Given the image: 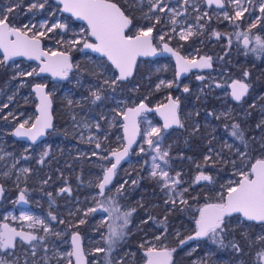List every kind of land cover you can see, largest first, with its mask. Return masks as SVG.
I'll list each match as a JSON object with an SVG mask.
<instances>
[{"label":"snow or ice","instance_id":"snow-or-ice-1","mask_svg":"<svg viewBox=\"0 0 264 264\" xmlns=\"http://www.w3.org/2000/svg\"><path fill=\"white\" fill-rule=\"evenodd\" d=\"M60 4L63 5L61 9L63 12H70L73 16L77 17L80 20H83L87 23V36L93 37L95 42L89 43L87 40H84V48L91 49L94 52H98L103 56H106L108 61L111 62V65L119 72V75L116 76L111 83L115 85L117 81H123L133 75V68L136 65L137 57L139 56H151L156 53V48L152 44V33L153 26H148L147 28H140L137 31L135 36H129L126 34V30H131L130 26L132 25V19L129 15L125 14V11L121 9L116 3L111 2V0H58ZM145 0H134L136 4H143ZM148 5V11L143 12V15L147 19H152V14L156 12H165L168 5L164 3V0H146ZM188 0H184V3L187 4ZM229 2L234 6L235 14L230 16L227 12L224 13V18L230 21H235L242 18L245 12H248L249 9L243 7L241 0H229ZM47 0H36L35 3H32L29 6V10L40 8L43 9ZM209 5L215 4L217 7L223 8L225 5L222 3V0H207ZM249 3H253V0H249ZM19 4L14 6H7L6 8L0 9V50L3 51V62L8 61L12 57L16 56H26L30 59L41 60V57L45 59L42 61V64L39 68V73L50 72L53 77H60L61 79L66 78L69 74V71L72 69L73 65L70 62L69 56L65 52H44L40 48V40L34 34L29 36L28 33L32 31V28L25 26L26 30L14 27L9 23L10 16L14 12L15 8H18ZM141 11L143 9L141 8ZM168 11L172 13V16L181 15V13L174 11L171 8H168ZM259 11L262 14L261 17H257V20L264 19V0L259 2ZM160 17L155 18V22H160ZM200 19V17H197ZM46 21L40 25V28H44ZM171 23L176 24L175 19L171 20ZM35 27V25L33 26ZM64 25L60 23L53 24L51 27L47 28V32L53 31V29L59 28L64 29ZM256 27V23H252L249 26V32L252 28ZM84 30L82 29V32ZM175 31V29H173ZM186 34L180 36L181 39H186L187 36L192 35L191 26L188 29L182 30ZM217 37L218 33H213ZM40 36L45 35V32H40ZM237 35L244 36V47L249 48V38L245 33H237ZM15 37V39H11ZM161 42L164 41V36L160 37ZM69 45L75 47L77 44L81 43L80 40H70L67 41ZM252 52H261L264 53V40L260 36L255 37V46L250 49ZM163 51L171 53L177 59L178 72H185L189 67L195 68H206L211 67V57H200L199 61L197 60H185L179 54L173 51L169 47L168 43H163ZM2 63V62H0ZM35 73V70L26 75H38ZM245 77L248 76V73H244ZM202 79V77H197ZM104 83H108L107 80ZM164 81H161L156 85V88L159 89L164 85ZM168 87H171V82H168ZM233 91L232 96L236 101H240L241 98L245 95L248 90V85L240 81H233L231 85ZM34 91L40 99V103L37 105V111L39 115L36 117L35 121L31 123L30 127H26L29 121L25 120L23 123H20L16 128L14 135L17 137H27L29 140L35 142L37 137L44 135V131L47 128L52 127V117L49 113V108L51 107V101L49 97L44 92V87L40 84L34 86ZM185 92L188 91L187 88L184 89ZM90 95L94 98L93 102L101 100V96L96 92H90ZM169 104L163 106L164 111H161L159 108L157 111L160 113L164 120L163 128L168 129L171 125H181V122L177 115V102L169 98ZM72 101H69L71 104ZM7 107V105H4ZM146 106L141 102L137 107L128 108L126 112L117 113L122 115L125 121L123 127L125 132V139L127 140V145L123 148V151H117L113 149L111 151V156L115 158V162H111V166L104 169L103 179L99 181L96 187L99 189L98 195L101 197H106L105 202L97 201V207L88 208L84 212V216H87L89 213H96L98 211H103L108 213V217L111 218V221L108 224V233L105 236H102V239L107 245L105 248H96V252H111L114 249V246L119 240L125 236V229L130 223V217L135 209L129 211L121 212L119 206L116 204V197L123 195L122 189L124 184H121L117 189L116 193L113 196H106L109 189L107 186L111 182L115 171L120 164L121 160L124 159L129 153L133 142L135 141L136 134L139 132V129L136 125V117L140 115L142 111H145ZM212 115V113H209ZM87 126V125H86ZM259 127V125H258ZM99 128V125H97ZM231 135L243 141L244 134L240 131L239 125L232 124ZM160 136L161 128L151 127L150 130L145 131V143L148 144L149 148L152 149L156 155L152 157V168L150 175L153 178L159 177L163 184L161 189L167 190L166 195L168 199L165 200V204H168L171 201L173 207L177 203L178 197L182 196V193L176 191L178 185L181 184L179 179V173L176 174V178L169 176L168 171H165L160 164L156 163V160L159 159L164 162L166 165L168 163L166 157L169 153L166 150L161 149L160 145ZM153 137H156L154 140ZM97 148H100L99 143L96 144ZM247 148V144H245ZM141 152L145 150L141 147ZM211 151V149H210ZM240 157L246 158L247 152L238 153ZM47 151L44 152L43 156H47ZM97 155V153H93ZM43 156L41 157V162H43ZM3 157H0L2 159ZM107 159V157H103ZM209 160L208 156H205V161ZM250 164V167H248ZM235 168V164H234ZM23 172L27 173L29 169H22ZM8 175V173H5ZM234 175H238L239 179L235 181H230L227 185H221L222 191L217 194V201L215 203H206L199 208V216L195 220V233L194 236L187 237L186 240H181L180 244L183 245L187 240L194 238L207 237L213 243H218L220 246H224L223 235L226 233L227 229V220L230 218L233 213L240 214L247 221H256L264 222V158H257L254 162L250 159L244 165L243 168L238 169L234 172ZM211 177L205 175L202 172L195 177V182L200 181H209L211 182ZM127 183V182H125ZM136 181H133L135 184ZM61 191H69L68 189H61ZM188 189H183V192H187ZM3 192V188L0 187V193ZM51 195V194H49ZM176 197V198H174ZM19 201H25L24 190H21L19 195ZM181 204H186L187 201L180 199ZM107 205V206H106ZM117 214V215H114ZM20 219L25 221H31L29 227L34 225L43 226V231L48 232L49 229L45 225V222L39 218L32 217L27 214H22ZM52 220H56V216H51ZM115 220H120L122 223L119 225L115 224ZM64 223L63 220L59 221ZM85 219L81 218L79 224H84ZM2 228L4 231H0V252H4L5 256H0V264H12V261L7 259V256L11 253H8L7 250L15 247V238L19 237L24 242H31L37 239H43V237H37L30 233L18 232L15 229H11L7 224L3 225ZM179 235V233H177ZM160 237H157L159 239ZM219 238V239H218ZM245 239L248 240L249 246L253 243L251 238L245 236ZM256 243L264 242V235H259L256 238ZM72 251L67 253L68 257H75L76 264H86L85 253L83 252L80 245V236L78 233H73L72 235ZM230 246L237 253H240L241 247L235 242L232 241ZM175 249H160L157 250L155 247L147 248L145 255L148 257L147 264H169L172 259V252ZM32 255L35 256L36 253L33 251ZM257 257L260 261L264 262V249L257 253ZM35 264V261H33ZM47 264V262H46ZM68 264H72V260H68ZM105 264H113L112 260L108 257L105 258ZM119 264V262H117Z\"/></svg>","mask_w":264,"mask_h":264},{"label":"flooded vegetation","instance_id":"flooded-vegetation-1","mask_svg":"<svg viewBox=\"0 0 264 264\" xmlns=\"http://www.w3.org/2000/svg\"><path fill=\"white\" fill-rule=\"evenodd\" d=\"M111 2H114L119 7H121V9L125 11V14L129 15V17L132 19V25L130 26L131 30H126L127 35L135 36L140 28H147L149 26V22L145 20V17L143 15L144 10H138L136 7L139 6V4L134 3V0H111ZM13 16L14 15L12 13L9 22L12 21ZM21 17L23 18V16L20 15V12L17 11L16 20H19ZM64 19L66 21V24H63L65 26L63 30L56 28L54 29V35L49 33L48 35L37 38L42 42L43 50L45 52H65L68 54L70 62L73 65L72 69L69 71L68 76L58 81H54L47 76H38L36 74L25 77L20 76L18 78H15L14 82L7 79L6 81H10V85L0 87V106L5 100L4 95H10L8 108L1 109L0 107V142L3 140L6 146L7 155L5 156V163L7 164L8 170L6 179H3V177H1L0 171V187L3 188V192L0 196V231H2V226L7 224L10 228L24 230L27 233L38 237V232L18 228L10 218H6V215L14 208L29 209L31 207H34L35 205H41L43 208L44 205H46V201H51L58 206V210L51 212V216H56L57 219L58 214L61 212V207L64 206L67 209V206L71 205V203H74V205L81 207L80 210H76L78 215L75 216L73 220L76 221L75 218L78 216L80 219H85V216L82 217L79 213L83 210V208L91 207L93 200L92 180L94 179L91 161H88V159L91 157V154L88 153V130L95 131L100 137H102L103 142L101 143V147L97 148L95 146L94 148L96 152L102 150L101 154L104 157H107V159H105L107 167H110L111 163L109 162V155H111V151L113 149L120 151L124 147L123 116L118 115L117 113H123L127 108L135 107L136 105L141 103V101H137V99H139V97L137 96L132 98L134 103L130 104L129 96L125 95L123 84L127 83L129 80L126 82L117 81L115 85L111 83V81L116 76H118V74L109 65L108 61L105 58L92 55L90 53H82V50L84 48V40H87V42L89 43L95 42L90 36H87V28L82 24L74 22L70 18L65 17ZM10 24L20 29L23 25H17L16 23ZM153 25L154 28L152 33V44L156 48V51H160L163 47V43L166 42L168 43L170 48L183 56V49H178L177 47L178 42L169 41L168 38L165 37L164 41L161 42L160 37L162 35L160 34V32L164 30V26L159 25L158 23H154ZM79 27H81V29H83L84 31L80 33L77 32V30H79ZM70 40H80L81 43L77 44L75 47H72L67 43V41ZM191 51H194V48ZM185 54L186 53H184V55ZM0 58V62H2L0 63V69L6 67L9 70L11 66L16 65L22 71L30 73L33 69H35V73H38L40 68L39 65L29 61L16 60L13 62L5 63L3 62V57L1 54ZM162 61L171 60L166 57H161L159 59L148 62ZM143 62L144 61H138L134 69V74L130 80L138 79L141 76L139 73V64ZM200 71L201 70L189 72L185 76V78L190 74H193L194 72ZM105 80H107L108 83H104ZM18 81H23V85L16 86ZM36 84H40L44 87L45 94L48 95L49 100L51 101L52 127H50V129L45 133L44 137L35 144L16 141L12 137V132L15 127L18 126V124H16V126L13 127V129L9 130L6 134H2V125L5 123V121H12L13 124H15V122L18 120L26 119L27 121H29L26 127H30L31 123L35 121L37 117L36 107L38 105V102L33 91V87ZM131 85H134V83H132ZM93 86L96 89H99V87H104L105 89L107 88V91H105V96L95 103L93 102L94 98H92V96L90 95ZM135 87V89L139 88L138 83L135 85ZM107 93L111 95V100L105 99ZM227 95L229 96V93ZM69 101H72V103L69 104ZM175 101L178 103V115L181 122V102H178L177 100ZM101 106H103V108H100ZM10 110H13L11 114L6 115V112ZM150 115L154 116L152 114ZM14 116L17 117L15 118V120L13 118ZM101 116H103V119H100ZM97 119L100 129L94 130L93 125L94 122H97ZM82 120H85L84 122L87 126L86 128H81L82 130L78 133L77 126L79 124L81 125ZM172 131L177 130L163 132L171 134ZM2 135L3 139L1 140ZM45 151H47L48 153L47 156H43ZM133 151L135 152V149ZM133 151L130 153V160ZM42 156L43 162H41ZM88 164L90 166H88ZM178 164L179 163L177 161V165ZM10 165H13L12 168ZM20 167L29 169L27 173H22L23 181L21 183V187H19L18 183L14 180V177L18 176L16 170ZM124 167L125 164H121L116 169L114 182L112 183L110 190L107 191L106 196H113L114 189L119 187V184H122L120 179L125 173ZM100 168L102 169V173L99 174L101 180L104 173V168ZM60 172L63 173L64 178L58 177V175H60ZM40 182H43V184H41ZM200 183L210 184L209 181ZM123 184V195L117 196L116 200L117 198L124 199L123 197L126 196V201H129L134 195V191L131 192L126 190L131 186V183H125L124 181ZM61 189H68L69 191H61ZM21 190H24L25 193V201L22 202L27 205L26 208H22L18 202ZM99 198H101L102 200H106V197ZM117 205L119 206L120 211L121 209L128 211L133 208L135 209V205ZM41 211L42 210L40 209L39 212ZM134 213L135 211L132 213V215ZM106 214V216L108 217V213ZM161 218H164V220H166L169 218V215H162ZM232 218L233 217H231V219ZM236 218L237 216H234V219ZM238 220L240 221V223H245L240 218ZM53 225L54 226L51 231V235L54 236L53 239H55V241L60 242L58 240L59 237L56 233L57 229L60 228V225L58 226V228L55 227V223H53ZM162 232L160 233V235H162ZM177 233H179V235H177ZM180 237L183 238L182 240H186L185 238L187 237V227L185 224H182L180 227H168L165 230L166 241H164L162 244H157L155 241H152L154 243L152 247H155L157 250L165 248L168 250L175 249L172 254L177 253L179 250L185 248L187 244V241L183 245H181L180 242H177L178 248L174 247L173 241L179 239ZM62 238L63 237H60L61 240ZM36 241H38V239L32 241L29 245H26L21 241H17L15 243L14 249L8 251V253L11 254L7 256V259L13 261V255L16 254L20 250V248H26ZM82 241H84L83 238ZM141 242L139 244H141ZM139 247L142 248L143 246ZM142 249V257L140 258L141 260H139L140 264H144L146 261L145 252L147 250V247ZM0 256H5V253L0 252ZM172 260L173 257L170 261V264H173ZM12 264L19 263L12 262Z\"/></svg>","mask_w":264,"mask_h":264},{"label":"rangeland","instance_id":"rangeland-1","mask_svg":"<svg viewBox=\"0 0 264 264\" xmlns=\"http://www.w3.org/2000/svg\"><path fill=\"white\" fill-rule=\"evenodd\" d=\"M24 1V0H22ZM36 0H29V4L25 7H23L22 12L20 13L21 16H28L26 19V22L21 26L22 30H26L25 26L28 28H32V31L29 32V35H36L37 37H42L39 35L40 32H45V35H48L51 33L54 35V29L51 32H47V28L51 27L53 24L60 23V24H66L65 21V16H63L60 13V9L58 6H55L51 0H47V3L45 4V7L43 9L36 8L40 11L45 12V16L43 17H37L36 12H31L29 13V6L32 3H35ZM43 2V0H41ZM259 2L260 0H253V3H249V0H241V3L243 7H246L249 9L248 12H245L244 16L238 20L235 21H230L224 18V13L227 12L230 16H233L235 14L234 12V6L229 2V0H225V9L223 10H212V9H206L205 3L202 0H188L187 4L184 3V0H164V3L168 5V8L173 9L176 12L181 13L180 19L176 20L177 23L173 24L171 23V20L173 18L172 13L168 11V8H166L165 12H156L152 14V19H147L149 22V26H153L155 22V18L159 16L160 22L158 23L159 25L164 26V30L160 32L161 35H163L165 38H168L169 41L172 42H178V49H183V44L185 42H189L191 39L196 40L197 39V45L198 47H194V51H191L190 49L187 52L183 51V56L187 60H197L199 61L200 57H205L206 53L203 52V45H204V39L207 38V40H213V41H218L220 35L217 37L213 33H208L205 34L204 30H206L207 24L209 22L213 23H226V28H224L225 31L228 32V34L223 35V38L226 40V45L227 48L230 47V45H233L235 43H239V45L242 47L243 50H250L253 46H255V37L260 36L257 29L258 21L257 17H259ZM15 3L13 0H5V3L2 4L1 9L6 8L7 6H14ZM138 10H141V8L144 10V12L148 11V5L145 0V2L141 5L136 7ZM176 17V16H175ZM197 17H200V19H197ZM211 20V21H210ZM47 22L44 28H40V25L44 22ZM252 23H256V27L252 28L251 31L249 32V26ZM35 25V27H33ZM191 26V31L192 35L187 36L186 39H181L180 36L182 34H186V32L182 30H186ZM231 28V29H229ZM175 29V31H173ZM256 30V31H255ZM77 32H82L81 27H79V30ZM210 32V31H209ZM237 33H245L248 35L249 38V48H245L243 41H244V36L243 35H237ZM43 35V36H45ZM51 35V36H52ZM214 42V43H215ZM252 52V51H251ZM184 53H186L184 55ZM1 61V58H0ZM144 63L141 64V66ZM145 65V64H144ZM145 66L149 68L151 71V74L145 75V76H140L138 78V85H143L144 87L147 88V94L142 97V100L144 101L147 97L150 96H156L154 105H160L163 104L168 97L172 96L174 100H177L178 102H181L182 100V95L185 93L184 89L188 88L192 85L193 82H196L197 84H201L203 82H210L212 86H216V89H220V87L215 83L208 81L209 78H207L208 75H210L211 70L209 68H204L200 72H194L193 75L187 76L185 79L179 80L178 85L176 86L178 88V93L177 95H172V93H169V89H173L175 86V76L174 72L172 73L171 70H174V66L172 61H162V62H153V63H147ZM3 69V68H2ZM0 69V71L2 70ZM35 69H33L31 72H33ZM9 71L13 72V76L10 78L11 80H14L15 78H18L20 76H29L26 75V71H22L18 66L14 65L11 66ZM36 71V70H35ZM197 77H202V79H198ZM211 80H214L213 78L210 77ZM161 81H164V85L160 87L159 89L156 88V85L159 84ZM168 82H171L172 86L168 87L167 84ZM23 81H18L16 86H21L23 85ZM6 86L10 85V81H5ZM202 88L203 86L198 85L196 86L195 91L197 92L195 99L202 93ZM214 89V88H212ZM92 91H96L101 98L105 96V91H107V88L105 89L104 87L99 89L95 88L93 86ZM91 91V92H92ZM228 92L227 90L223 92V96L227 95ZM10 96V95H9ZM9 96L8 94H5V100L1 104V109H6L9 106ZM93 98V97H92ZM111 95L107 93L105 99L111 100ZM126 103V101H125ZM134 101L133 99H130V104H133ZM187 103V100L184 99V104L181 105L180 108V115H182L183 119L189 124L190 128H192V132L196 133V137L200 139L201 146H207L206 150L201 151L202 154H198L195 157H185L182 153L180 152H174L173 149L177 146V138L178 134H168L165 133L161 130V136H160V145L162 150L168 151L169 155L166 157L168 163L165 165L163 161L157 159L156 163L160 164L162 168H164L165 171H168L169 176L172 178H176V174L179 173V179L181 181V184L177 186L176 191H179L182 193L181 197H174L177 199V203L175 207H173L171 201H169L168 204H165V200L168 199L166 193V189L162 191L161 185L163 184V181L159 178H153L150 175L151 168H152V157L156 155V153L149 148L148 144L145 143V137L144 133L147 130H150L151 127H159L161 128L160 123L154 118V116L151 115H144L140 119V126H141V134H140V141L135 148V152L131 154V160L125 164L124 171L125 170H131L134 168H145L147 171V177L152 180V182L155 184V187L157 189V192L153 194V198H157V201H155L152 205L151 208H159L164 216L170 215L172 212L171 210L173 209H179L182 210L183 206L185 207L186 204H181L179 202L180 199L186 200V194H193L197 193L200 191H205L210 192L211 194V199H216L217 194L222 191L221 185H227L230 181H235L239 179L238 175H234V172L238 169H241L244 167V165L247 163L249 160L248 157L246 158H241L240 155L238 158L233 157V153L235 152V143H236V137L231 135L232 130L228 131L227 133L218 131L216 126L212 125L211 123V116L204 115L205 118V127H203L196 117L198 116V111L194 109L192 106L185 105ZM4 105H7V107H4ZM100 108H103L101 106ZM13 109V108H12ZM194 110V111H193ZM13 110L7 111L6 115L11 114ZM226 114H230L231 110L229 108L224 111ZM14 120L17 117H13ZM100 119H103V116H101ZM26 120V119H25ZM25 120H18L13 124L12 121H5V123L2 125V134H6L9 130L13 129V127L16 126V124L23 123ZM85 120H82L81 125L79 124L77 126V132L79 133L82 129L81 128H86V123L84 122ZM264 122V118H263ZM98 119L97 122H94L93 128L94 130L100 129L97 128ZM210 124V125H209ZM14 125V126H13ZM204 129V131H203ZM85 130V129H84ZM3 139V135L1 136V140ZM155 140L156 137H153ZM103 142L102 137H100L95 131L88 130V153H97L96 158H99L98 161H96V166L106 168L107 164L105 162V159L103 158L104 156L101 154L102 150L99 152H96L95 146L97 143L101 145ZM143 148L145 151L141 152L140 148ZM232 148V151H231ZM211 149V151H210ZM226 152V153H225ZM7 151H6V146L3 140L0 142V157H3L0 159V171H1V177L3 179H6L7 175L5 173H8L7 170V164L6 162V156ZM205 156L209 157V160L205 161ZM102 158V159H100ZM174 159H176L179 163V167H177V163L174 162ZM19 161V160H16ZM188 164L192 165V170H195V175L193 177L189 176V169H188ZM217 164L225 165V164H230V170L228 171V175L225 177V180L223 183L220 185L219 189L215 190L211 187L210 184H202L200 182L196 183L195 182V177L200 174L201 172L205 175H211L210 170L211 167ZM235 164V168H234ZM221 165L219 168H222ZM11 168L13 165H10ZM250 167V165H249ZM9 168V166H8ZM24 167H20L16 170V173L18 174L17 177H14L15 182L18 183V186L21 187V183L23 181V175L24 173L22 171ZM60 175L58 177H63V173L60 172ZM100 181V176L99 174L94 175V179L92 180V186L93 188L96 189V185ZM124 181H126V177L122 176V181L121 183L123 184ZM44 182V181H43ZM43 182H40L43 184ZM120 186V184H119ZM118 188V187H117ZM114 189L113 194L116 193V189ZM187 188V192H183V189ZM92 199H99L98 192L92 190ZM106 200H102L101 202H105ZM144 201L145 198L138 196L136 203H141L136 206V209L138 210L139 208L144 207ZM216 202V201H215ZM211 202V203H215ZM218 202V201H217ZM209 203V202H206ZM205 203V204H206ZM203 204V205H205ZM97 205V202L95 203V206ZM198 207V210L200 207ZM107 206V205H106ZM147 206V204H146ZM179 206V207H178ZM91 207H94L91 206ZM89 207V208H91ZM81 207L74 205V203H71V205L67 206V209L65 210L66 216L69 218V224L66 227H60L57 229V235L58 237H63L60 242L55 241V239H51V231L53 229V223H55V227L58 228L60 223L59 221L63 219H56L52 220L51 219V212L58 210V206L52 203L51 201L48 202L46 201V205L42 208V206L35 205L34 207H31L29 209H21V208H14L11 210L9 213H7L6 218H10L13 223L18 227L22 229H26L28 231H36L38 232V237H43V239H38L35 243L31 244L30 246L26 248H20V250L13 255V263H22V264H33V261H35V264H68V260L71 259L72 257H68L67 253L71 251L70 245H69V238H67V230L70 229V234L75 233L77 225H79V221H74L73 218L78 215L76 210H80ZM42 210L39 212V210ZM88 209V207L83 208L82 211H80V216L84 217V212ZM128 211V210H123L121 209V212ZM99 216H98V222L100 226H104L103 230L101 231L100 235L96 238L93 239L92 237H89L86 242L89 244H93L91 248L87 249L85 254L86 256H92L94 253H97L95 251L96 248H107L106 243L102 239V236L107 235L108 233V224L111 221V218H108L105 212L99 211ZM22 214H27L35 218H39L45 222V225L48 227L49 231L45 232L43 231V226L41 225H34L33 227H29V224L32 223L31 221H25L20 219ZM199 214V211H198ZM117 215V214H114ZM5 217V216H4ZM134 217V216H133ZM131 218V217H130ZM64 221V220H63ZM160 221H164V218H161ZM145 221L141 220L136 223V228L141 229V225ZM122 223L120 220H115V224L119 225ZM130 225V223H129ZM129 225L126 227V229L129 227ZM125 229V231H126ZM189 232V229L187 230ZM70 236V235H69ZM126 236V233H125ZM145 236V235H143ZM158 237V236H157ZM155 238V240L157 239ZM124 238V237H123ZM122 238V239H123ZM186 239V238H185ZM208 241H211L209 238H207ZM120 241V240H119ZM84 242V241H83ZM154 243L150 239H144L141 244H138V246H143L142 248L145 247H152ZM24 246V245H23ZM196 249L195 244H188L184 251L182 252L181 257L183 259L192 257L193 251ZM35 252L36 255L33 256L32 252ZM127 255V264H140L141 260V254L135 251H125L124 252ZM110 253H108L109 255ZM214 254L212 253H207V254H202L201 256L199 254H196L195 256L192 257V259L189 261V264H230L228 263L227 259H219V258H214ZM140 257V258H139ZM139 258V259H138ZM56 260V261H55ZM59 261V262H58ZM117 262H121L120 259H117ZM90 264H100L98 258L94 257L91 260Z\"/></svg>","mask_w":264,"mask_h":264},{"label":"trees","instance_id":"trees-1","mask_svg":"<svg viewBox=\"0 0 264 264\" xmlns=\"http://www.w3.org/2000/svg\"><path fill=\"white\" fill-rule=\"evenodd\" d=\"M13 2L15 4L18 3L19 7L15 8L12 21L9 23L22 25L28 16L26 15L23 16V18L21 17L19 20H16V14L17 11L20 13L22 12L23 7L29 4V0H13ZM4 3L5 0H0V9ZM31 12L37 13L36 18L46 15L44 11H40L36 8L31 9L29 13ZM261 16L262 14L259 12V17ZM224 28H226V23L209 22V24H207L205 28L206 30H204L205 34L218 33L220 37L216 42L205 38L202 52L204 54L205 51V57H211V67L209 68L211 72L210 75L207 76V78H209L208 81L215 82L220 89H216V86H212L210 82H203L201 84L193 82L192 85L187 88L188 91L182 95L181 105L184 104V99L187 100L185 105L192 106L198 111L196 119L203 127H205L204 115L211 116V123L216 126L217 132L222 131L227 133L232 130L233 123L239 125L240 131L244 134V139L242 141L236 138L233 157L238 158V153L247 152V157L254 162L257 158H264V53L243 50L239 43L230 45V47L227 48L226 40L223 38V35L228 34V32L225 31ZM256 30L259 35H261V39L264 40V19L258 21ZM182 44L184 52H187L194 47H198L197 39H191L189 42ZM143 63L146 65L147 63L153 62L144 61ZM141 64L142 63L139 64L140 75L143 77L151 74L149 68L144 64L141 66ZM171 71L172 73L174 72V70ZM245 72L248 73L247 77L244 75ZM12 75L13 72L4 67L0 72V87L5 86V81L7 79L11 80L10 78ZM192 75L193 74H190L189 76L191 77ZM213 76L215 78L214 80H211L210 77L213 78ZM14 80L11 81L14 82ZM233 81H240L248 85L247 96L239 104L233 103L228 95H222L223 92L227 90L228 85ZM132 83H134V85H131ZM137 83L138 79L129 80L127 83H124L125 95L129 96L130 99L138 96L139 99H137V101L145 102L148 106H153L156 96L147 97L143 101L142 97L147 94V88L140 85L138 89H135ZM177 85L178 81L175 79L174 88L168 90L169 93H172L174 96L177 95L179 91L176 87ZM198 85L203 86L202 94L195 99L197 94L195 89ZM227 108L231 110L230 114L224 112ZM209 113H212V115H209ZM181 123L182 126L179 130L171 132V134L179 135L177 138V146L173 151L180 152L185 157H195L198 154H202L201 151L206 150L207 146H201L202 142L196 137V133L192 132V128H190L189 124L183 119V117H181ZM1 133H3V131ZM245 144H247V148L245 147ZM98 160L99 158H96L95 155H92L88 159V161H91L93 175L102 173V169L99 166H96V161ZM174 162L177 163V160L174 159ZM220 165L221 164L214 165L210 170V177L212 178L210 183L214 191L219 189L220 185L225 180V177L228 175L231 166L230 164H225L221 165L222 168H219ZM249 165L250 164H248V167ZM88 166L90 165L88 164ZM177 166L179 167L180 165L178 164ZM188 169L189 176L193 177L195 175V170H192L191 164H188ZM123 177H126L125 182L129 184L131 183V186L126 190L131 192L134 191V195L129 201H126V196L123 197L124 199L117 198L116 204L135 205V213L131 216L130 225L125 231L126 236L117 242L113 251L97 252L92 256H88V264L91 263V260L94 257L98 258L100 264H105L106 257L111 259L113 264H117L118 258L121 261L119 264H127V255L124 253L126 250L130 252L136 250L137 254H141L143 249L140 248L138 244L144 239H150L157 244H162L166 241L165 230L168 227H180L182 224H185L187 230L189 229L187 237L194 236L195 220L198 218V207L206 202H217V199H211V193L208 191L206 192V190L193 194H186V206H183L182 210H179L178 208L171 210L172 213L169 215V218L160 221L163 212L159 208H151V205L157 201V198L152 197L153 194L157 192V189L152 180L147 177V171L145 168L125 170ZM120 181H122V177ZM133 181H136V183L133 184ZM93 191L97 190L93 188ZM137 196L145 198V206L138 210L136 209V206L141 203H136ZM97 201H102V199L99 198ZM97 201L96 199H93L91 206L94 205V207H97V205L95 206ZM65 209L66 207H61V212L58 214V219L64 220V223H62L60 227H66L69 224V218L65 214ZM99 214V211L96 213H89L85 216L86 222L77 225L75 229L84 240L83 247L85 252L93 246V244H89L85 241L89 237L96 239L104 228V226L99 225ZM79 219V216L75 218L76 221ZM238 219V217L236 219H227V229L226 233L223 235L224 246L208 241L207 237L187 240L186 246L188 244L196 245L192 257L196 254L201 256L202 254L210 252L214 254V258L219 257L220 259H227L230 264H262L257 257V253L264 249V242L256 243L255 241L257 236L264 235V224H245L240 223ZM141 220L145 222L141 225V229H137L136 223ZM161 232L162 235H160ZM69 235L70 229L67 230V238L70 237ZM157 236L160 238L155 240ZM245 236L251 238L253 242L251 246H249L248 240L245 239ZM51 238H54V236ZM182 239L183 238L180 237L179 239L174 240L173 246L178 248L177 242H180ZM58 240L61 241L60 238ZM232 241H235L241 247L242 251L240 253L235 252L230 246ZM184 249L185 248L172 254L173 264H189L192 257L186 259L181 257ZM108 253L110 254L108 255Z\"/></svg>","mask_w":264,"mask_h":264},{"label":"water","instance_id":"water-1","mask_svg":"<svg viewBox=\"0 0 264 264\" xmlns=\"http://www.w3.org/2000/svg\"><path fill=\"white\" fill-rule=\"evenodd\" d=\"M51 1H52V3H53L55 6H58V7H59V9H60L59 11H60V13H61L63 16H65V17H67V18H70V19H72L74 22L79 23V24H82V25H84L86 28H88L87 23H86L85 21L78 19L77 17L73 16L70 12H63V11L61 10V9L63 8V5L60 4V3L58 2V0H51ZM204 3H205V6H206V9H213V10H216V11H217V10H223V9H225V6H224L223 8H220V7H217L215 4L209 5V4L207 3V0H204ZM222 3L225 5L224 0H222ZM91 38L94 40L93 37H91ZM11 39H15V37H12ZM94 41H95V40H94ZM243 44H244V41H243ZM40 48H41V50H43V46H42V42H41V41H40ZM43 51H44V50H43ZM173 51H174V50H173ZM44 52H45V51H44ZM175 52H176V51H175ZM82 53H90V54H92V55H96V56H99V57H103V58H105V59L108 61V59H107L106 56H103V55H101L100 53H98V52H94V51H92L91 49H88V48H83ZM177 53H178V52H177ZM0 54H1L2 57H3V51H2V50H0ZM178 54H179V56H181V57H183L185 60H187V59H186L184 56H182L180 53H178ZM161 57L169 58V59L172 61L173 66H174V71H175V78H176L177 80H180V79L185 78V76H186L189 72H192V71H199V70H202V69H203V68L189 67L187 71H185V72H180L179 75H177V72H178L177 59H176V57L173 56L171 53L163 51V47H162V49H161L160 51H156V53H155L154 55H151V56H139V57H137L136 65H137L138 61H152V60L159 59V58H161ZM44 59H45L44 57H41V60H35V59H30V58H28V57H26V56H16V57H12V58H10V59H9L8 61H6L5 63L13 62V61H16V60H25V61H29V62H32V63H35V64L41 66L42 61H43ZM108 63H109V65H110V66H111V67L117 72V74L119 75V72H118V71H117V70L111 65V62L108 61ZM136 65H135L134 68H133V74H134V69H135ZM38 73H39V71H38ZM38 76H47V77H50L51 79H53L54 81H58V80L61 79L60 77H53V76L51 75L50 72L39 73ZM132 76H133V75H132ZM132 76L129 77V78H127L126 80H123L122 82H126V81L130 80V79L132 78ZM231 85H232V83H230V84L228 85V93H229V96H230V98H231V100H232L233 103H235V104H239V103H241V102L243 101V99L245 98L247 92H246L245 95L241 98L240 101H236V100L233 98V96H232V91H233V89H232ZM33 91H34V87H33ZM44 92H45V91H44ZM34 93H35V91H34ZM35 96H36L37 102H38V104H39V103H40V99H39V97L36 95V93H35ZM169 98H171L172 100H174L173 97L170 96V97H168V99L166 100V102H165L164 104L160 105V106H153V107H150V106H148L145 102H143V103L145 104L147 110L142 111V112L140 113V115L136 117V125H137V127H138V129H139V132L136 134L135 141L133 142L131 148L129 149V153H128V155H127L126 157H124L123 160H121V162H120L119 165H121V164H126V163H128V162L130 161V153L136 148V146H137L138 143H139V140H140V131H141V130H140V126H139V120L141 119V117H142L143 115H150V114L154 115L155 119L160 123V125H161V129H162L163 131H165V132H168V131H170V130H178V129L180 128L179 125H175V124L171 125L168 129H164V128H163L164 120H163L162 116L160 115V113L157 111V109L159 108L161 111H164L165 109H164L163 106L169 104V102H170V101H169ZM174 101H175V100H174ZM139 104H140V103H139ZM139 104H138V105H139ZM138 105H136L135 107H137ZM132 108H134V107H132ZM127 109H128V108H127ZM127 109L125 110V112L127 111ZM36 112H37V116H38V115H39V112L37 111V107H36ZM49 113H50V115H51V107L49 108ZM177 115H178V103H177ZM51 117H52V116H51ZM178 118H179V115H178ZM179 120H180V119H179ZM124 123H125V121H124V119H123V125H124ZM17 127H18V126H16L15 129L13 130V132H12V137H13L16 141H20V142H29V143H34V144L37 143L38 141H40V140L44 137L45 133L50 129V128L45 129V131H44V135L37 137L36 141L33 142V141L29 140L27 137H17V136H15V135H14V132H15V130H16ZM123 136H124V147H125V146L127 145V140L125 139L124 127H123ZM124 147H123V148H124ZM120 151H123V149L120 150ZM109 160H110L111 162H113V163L115 162V158H114L113 156H111V155H109ZM119 165H118V167H119ZM118 167H117V168H118ZM103 175H104V173H103ZM102 179H103V176H102L101 180H102ZM114 179H115V174L113 175V178H112L111 182H110L109 185L107 186V188H108L109 190H110V188H111L112 183L114 182ZM200 182H207V181H200ZM97 191H98V193H99V189H98V188H97ZM1 194H2V193H0V196H1ZM99 197H101V196H99ZM19 205H20L22 208H26V207H27V205H26L25 203H23L22 201H19ZM234 216L239 217V218H240L243 222H245V223L255 224V225H263V224H264V222L247 221V220H245V219H244L240 214H238V213H233L231 217H234ZM231 217H230V218H231ZM8 227H9V226H8ZM9 228H10V227H9ZM11 229H14V228H11ZM15 230L18 231V232H25V233H27V232L24 231V230H19V229H15ZM195 230H196V227H195ZM2 231H4L3 228H2ZM78 234H79V233H78ZM72 235H73V234H71V236H70V238H69V245H70L71 251H72V248H73V245H72ZM79 236H80V234H79ZM202 238H203V237H202ZM196 239H201V238H196ZM17 241H21L22 243H24V244H26V245H29V244L32 242V241H31V242H24V241H22L19 237H16V238H15L14 243H16ZM80 245H81V248H82L83 252L85 253V251H84V247H83V241H82L81 236H80ZM12 249H14V248H12ZM12 249H9V250H12ZM9 250H7V251H9ZM145 257H146V261H145L144 264H147L148 257H147L146 255H145ZM85 261H86V264H88V259H87L86 254H85ZM261 262H262V261H261ZM72 264H76L75 257H72ZM169 264H170V262H169ZM262 264H264V262H262Z\"/></svg>","mask_w":264,"mask_h":264},{"label":"bare ground","instance_id":"bare-ground-1","mask_svg":"<svg viewBox=\"0 0 264 264\" xmlns=\"http://www.w3.org/2000/svg\"><path fill=\"white\" fill-rule=\"evenodd\" d=\"M234 218V217H233ZM231 219V218H230ZM227 220V219H226Z\"/></svg>","mask_w":264,"mask_h":264}]
</instances>
